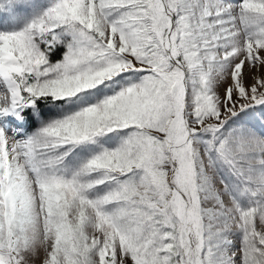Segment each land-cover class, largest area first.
<instances>
[{
  "label": "snow or ice",
  "instance_id": "snow-or-ice-1",
  "mask_svg": "<svg viewBox=\"0 0 264 264\" xmlns=\"http://www.w3.org/2000/svg\"><path fill=\"white\" fill-rule=\"evenodd\" d=\"M0 264H264V0H0Z\"/></svg>",
  "mask_w": 264,
  "mask_h": 264
}]
</instances>
